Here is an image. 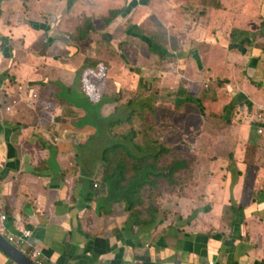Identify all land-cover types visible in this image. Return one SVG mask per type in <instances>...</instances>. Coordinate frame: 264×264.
I'll return each mask as SVG.
<instances>
[{
  "label": "crops",
  "instance_id": "0c3cea01",
  "mask_svg": "<svg viewBox=\"0 0 264 264\" xmlns=\"http://www.w3.org/2000/svg\"><path fill=\"white\" fill-rule=\"evenodd\" d=\"M119 3L0 0V197L7 233L30 229V245L21 249L41 251L48 264H264V0H232L228 24L206 16L196 26L183 17L179 78L188 88L181 100L202 109L204 99L194 91L226 80L215 94L220 112L205 108L217 134L201 136L193 189H177L160 205L161 224L142 229L124 205L93 187L104 164L84 148L96 131L83 125L87 111L72 95L77 86L66 83L65 71L76 76L98 61L101 46L117 45L108 42ZM146 4L136 1L134 8ZM135 30L127 35L136 37ZM22 83L35 91L20 92ZM32 94L41 97L40 107ZM52 98L62 107L58 118L42 111ZM0 264L16 263L0 249Z\"/></svg>",
  "mask_w": 264,
  "mask_h": 264
},
{
  "label": "rangeland",
  "instance_id": "374dc122",
  "mask_svg": "<svg viewBox=\"0 0 264 264\" xmlns=\"http://www.w3.org/2000/svg\"><path fill=\"white\" fill-rule=\"evenodd\" d=\"M127 1L131 8L128 4L125 5ZM136 1L140 0H120V7L127 12L118 18L117 24H114V31L110 35L108 43L116 42L117 45L100 47L101 52L97 54L100 56L98 61H95L96 66L99 65V71L92 74V71L86 72L88 68H83L76 76L65 71L69 80L66 83L72 82L74 86H77L73 88L72 94L77 96L75 101H79L81 98L83 102L85 99L95 106H101L99 109V115L102 112L98 125L99 133L93 127L96 131L94 136L96 139L87 148H84L86 155L99 160L104 151L131 133L142 134L134 137L133 141L136 144L144 143L146 140L157 141L163 145L170 144L178 159L181 156L182 159L187 155L190 156L189 164H186L178 178L180 181L185 179L179 185L184 192V190L193 189L197 182L199 165L196 163L195 157L199 150L198 145L203 141L202 134H217V128L213 122L205 121V108L210 112V115L217 116L216 113H219L220 109L219 107L215 109L218 101L215 94L219 84L225 83L226 80L213 81L212 85L207 83L200 90L194 91L201 99H204V104L201 105L202 109L197 105L182 103L183 94H179V91L184 87L188 88L187 83L184 86V82L179 78L181 73L179 56L182 53L180 40L184 37L181 32L183 17L184 20L196 23V26L202 25L206 16L228 24V19L235 15V12L229 11L234 5L231 3L232 0H168V4H165L166 0H146L145 9H138V7L135 9ZM171 15L175 16L172 18ZM111 16L113 17V15ZM192 25L187 26L191 27ZM88 26L89 24L83 26V32ZM211 26L214 27L213 22ZM133 28L136 29L134 31L136 37L127 35V32ZM147 41L164 49L166 54L151 53ZM92 76H97L99 81L96 82ZM172 78L175 79V82L172 81ZM89 79L92 81L91 84ZM23 86L28 87L30 91H35L34 87L29 84L24 83ZM53 89L57 91L55 87ZM43 90L50 91V87L43 86ZM19 91L25 92L20 90V87ZM103 97L107 99V104L99 103ZM33 98L36 100L33 101L35 105L40 104L38 102L40 96L37 95ZM48 103L42 107V111H47L45 113L49 116L58 118L55 112H61L62 107L55 98L50 99ZM130 112L134 115H131ZM210 115L207 116L210 117ZM116 119H122L120 121H124L125 124L116 125L113 123ZM205 123L208 126L206 133H204ZM110 127L113 129L111 130ZM180 145L185 148H181ZM169 160L172 161L166 158L162 166H169L171 163ZM103 166L105 168L107 165ZM96 178H98L96 183L99 186L95 187V183H93L95 189L106 190L108 196L112 194L113 198H117L116 190H111L104 184L103 174H99ZM189 179L190 182H187ZM203 180L202 176L201 181ZM124 185H129V183L125 182L122 188ZM173 191L178 193L176 190ZM128 192L131 193L130 188ZM163 193H165L164 190L149 199V193L146 190L143 193L144 207L143 205L137 206L136 210L146 217L147 209L150 207L160 208L163 200L174 196V193ZM111 202L113 204L123 203Z\"/></svg>",
  "mask_w": 264,
  "mask_h": 264
},
{
  "label": "trees",
  "instance_id": "16d2710c",
  "mask_svg": "<svg viewBox=\"0 0 264 264\" xmlns=\"http://www.w3.org/2000/svg\"><path fill=\"white\" fill-rule=\"evenodd\" d=\"M73 2L74 0H70L69 3L72 4ZM126 12V10H121L112 15L113 17H116L122 14L125 15ZM89 26H91V24H89ZM147 44L151 53L166 54L164 49L156 47L151 42L147 41ZM88 69L98 70V65L96 66V64H93V66H90ZM92 79H95L96 82L99 81V79L94 78V76H92ZM88 81L90 84L92 83L90 79ZM104 82L106 83L105 79ZM69 91L71 90H65V92ZM180 93L183 94L184 91L180 90L179 94ZM83 103L80 105H82L83 109L87 111V117L85 118L83 125L95 127L99 133L98 125L101 118L99 115L100 105L92 107L91 104L86 103V105H83ZM120 120L122 119H116L113 123L116 125H124V121ZM113 127H110L111 130ZM138 135L141 136L142 134L135 135L134 133H131V135L123 137L118 143H114L113 146L104 151L102 163L107 165L103 171V182L111 190H116L115 194L117 195V198H113L111 194L108 196V199L115 203L123 202L122 204L125 206V211L130 213V219L132 220L133 225L139 226V228L142 229L155 224L159 225L161 224L159 219L162 218L164 220L165 218V214L161 209L162 206H160V208L150 207L147 209V212H145L146 218L148 217L150 221L142 220L140 214L142 216H144V214L137 211L136 207L142 205L144 207L143 193L147 190L150 199L163 190L167 194L175 193L173 190H181L179 185L183 183L185 179H181L180 181L178 178L180 173L184 171L186 164H189V162L184 161L182 156L180 159L175 157V153L172 151L173 149L170 150L165 148V145L160 142L146 140L144 143H134L133 139ZM166 158H169L172 161L169 160L171 162L170 165L163 167L162 163L165 162ZM125 182H128L129 185H124L122 188V185ZM187 182H190V179ZM129 188L131 193L128 192Z\"/></svg>",
  "mask_w": 264,
  "mask_h": 264
},
{
  "label": "built area",
  "instance_id": "2783aa9c",
  "mask_svg": "<svg viewBox=\"0 0 264 264\" xmlns=\"http://www.w3.org/2000/svg\"><path fill=\"white\" fill-rule=\"evenodd\" d=\"M99 67V65H98ZM104 68V67H103ZM92 71V74H95L94 72L99 71L98 70H93V69H88L86 72ZM94 78H98L97 76H94ZM20 90L28 91L30 92L29 88H25L23 85H20ZM99 94V93H98ZM32 97H37L36 94H32ZM8 111H12L11 107H7ZM263 116L259 117V120H262ZM259 134H262L261 131H259ZM97 187V186H95ZM9 221V213L7 210V203L3 198L0 197V233L3 234L4 236L6 235L8 240L19 247L21 249L22 245L29 246L30 245V239L32 238L33 232L30 229L23 228L18 234H8L7 233V227L6 224ZM30 248V247H29ZM22 250V249H21ZM26 255H28L30 258L33 259V261L36 264H48L44 261V254L41 251L37 250H22ZM213 264V263H210Z\"/></svg>",
  "mask_w": 264,
  "mask_h": 264
},
{
  "label": "water",
  "instance_id": "95a60500",
  "mask_svg": "<svg viewBox=\"0 0 264 264\" xmlns=\"http://www.w3.org/2000/svg\"><path fill=\"white\" fill-rule=\"evenodd\" d=\"M0 249L3 250L16 264H36L19 247L11 243L0 233Z\"/></svg>",
  "mask_w": 264,
  "mask_h": 264
},
{
  "label": "flooded vegetation",
  "instance_id": "af4514ba",
  "mask_svg": "<svg viewBox=\"0 0 264 264\" xmlns=\"http://www.w3.org/2000/svg\"><path fill=\"white\" fill-rule=\"evenodd\" d=\"M69 2H70V0H69ZM72 4L71 3H69V6H71ZM103 100H104V97L101 99V101L99 102L100 104H102L103 103Z\"/></svg>",
  "mask_w": 264,
  "mask_h": 264
}]
</instances>
